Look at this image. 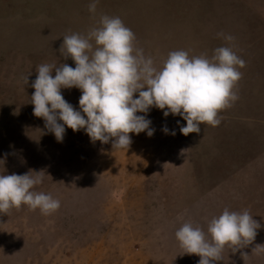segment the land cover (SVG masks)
Masks as SVG:
<instances>
[{
	"label": "rangeland",
	"instance_id": "rangeland-1",
	"mask_svg": "<svg viewBox=\"0 0 264 264\" xmlns=\"http://www.w3.org/2000/svg\"><path fill=\"white\" fill-rule=\"evenodd\" d=\"M88 4L0 0V174L43 170L34 190L60 201L47 216L23 205L0 214V264H197L174 233L185 222L206 231L224 208L248 210L261 228L217 264H264V253H251L264 244V0H98L95 13ZM103 15L118 16L158 69L170 51L211 58L231 46L245 66L221 123L185 136V121L153 107L154 134L129 133L128 149L68 128L57 142L33 115L31 83L41 64L75 67L59 52L63 37L86 35ZM61 93L78 108L80 90Z\"/></svg>",
	"mask_w": 264,
	"mask_h": 264
},
{
	"label": "clouds",
	"instance_id": "clouds-1",
	"mask_svg": "<svg viewBox=\"0 0 264 264\" xmlns=\"http://www.w3.org/2000/svg\"><path fill=\"white\" fill-rule=\"evenodd\" d=\"M97 3L98 0H89V13H95ZM98 25L86 35L72 33L63 37L59 52L75 67L67 63L41 64L31 83L33 115L43 119L45 129L57 142H62L68 128L73 132L83 130L93 143L111 140L113 149H128L129 133L144 132L149 137L154 134L147 118L153 107L162 110L165 118L178 115L186 122L180 125L177 121L179 131L187 136L199 133L201 125L218 126L219 112L238 99L235 87L245 61L231 46L215 48L211 58L190 57L183 49L170 51L158 69L152 58L135 46L134 33L118 16L103 15ZM217 36L229 42L234 39L223 32ZM29 76L25 77L26 84ZM72 88L81 93L78 108L61 93V89ZM161 130L176 134L166 125ZM0 162L5 163L3 158ZM44 174L43 170L31 169L23 174H0V214L12 208L19 210L22 205L38 209L45 216L55 213L60 201L34 190L43 182ZM260 228L248 210L224 208L210 219L206 231L185 222L174 235L184 254L199 257L197 264H217L225 248L232 253L246 248ZM251 253H264V244L255 245ZM240 255L248 256L243 251Z\"/></svg>",
	"mask_w": 264,
	"mask_h": 264
}]
</instances>
